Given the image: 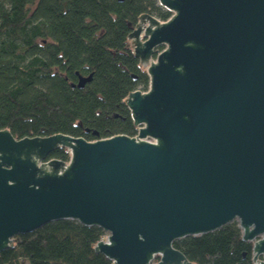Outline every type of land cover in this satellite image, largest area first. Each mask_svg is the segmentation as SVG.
I'll list each match as a JSON object with an SVG mask.
<instances>
[{"label": "water", "instance_id": "obj_1", "mask_svg": "<svg viewBox=\"0 0 264 264\" xmlns=\"http://www.w3.org/2000/svg\"><path fill=\"white\" fill-rule=\"evenodd\" d=\"M156 2L170 17L128 35L148 77L124 99L135 136L0 130V252L71 220L103 231L113 264H193L173 243L235 222L264 264V0ZM60 148L67 162L48 159Z\"/></svg>", "mask_w": 264, "mask_h": 264}, {"label": "trees", "instance_id": "obj_2", "mask_svg": "<svg viewBox=\"0 0 264 264\" xmlns=\"http://www.w3.org/2000/svg\"><path fill=\"white\" fill-rule=\"evenodd\" d=\"M142 14L171 15L156 0H0V130L16 139L135 136L124 99L148 87L128 41ZM88 76L82 88L72 87ZM48 159L67 162L69 154L60 148ZM104 235L55 221L16 236L0 264H113L94 250ZM173 248L193 264H253L235 222Z\"/></svg>", "mask_w": 264, "mask_h": 264}, {"label": "built area", "instance_id": "obj_3", "mask_svg": "<svg viewBox=\"0 0 264 264\" xmlns=\"http://www.w3.org/2000/svg\"><path fill=\"white\" fill-rule=\"evenodd\" d=\"M156 262H157V259L152 261L150 264H156Z\"/></svg>", "mask_w": 264, "mask_h": 264}]
</instances>
